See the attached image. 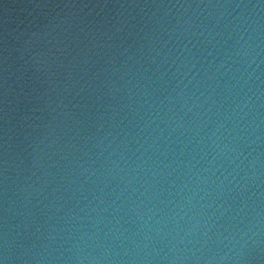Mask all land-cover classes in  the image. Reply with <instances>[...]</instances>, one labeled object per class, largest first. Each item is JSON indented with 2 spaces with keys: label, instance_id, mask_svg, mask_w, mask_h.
Masks as SVG:
<instances>
[{
  "label": "water",
  "instance_id": "obj_1",
  "mask_svg": "<svg viewBox=\"0 0 264 264\" xmlns=\"http://www.w3.org/2000/svg\"><path fill=\"white\" fill-rule=\"evenodd\" d=\"M0 264H264V0H0Z\"/></svg>",
  "mask_w": 264,
  "mask_h": 264
}]
</instances>
